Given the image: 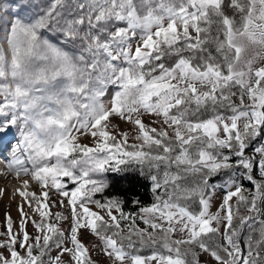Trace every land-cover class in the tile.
<instances>
[{"label": "snow or ice", "instance_id": "snow-or-ice-1", "mask_svg": "<svg viewBox=\"0 0 264 264\" xmlns=\"http://www.w3.org/2000/svg\"><path fill=\"white\" fill-rule=\"evenodd\" d=\"M261 61L264 0H0V131L20 135L7 166L40 189L35 204L18 193L33 216L6 213L0 264H96L82 230L110 264H264ZM110 118L138 134L118 138ZM129 165L160 192L138 213L95 198L108 187L95 176Z\"/></svg>", "mask_w": 264, "mask_h": 264}, {"label": "rangeland", "instance_id": "rangeland-1", "mask_svg": "<svg viewBox=\"0 0 264 264\" xmlns=\"http://www.w3.org/2000/svg\"><path fill=\"white\" fill-rule=\"evenodd\" d=\"M53 42H56L53 40ZM261 63H264V61L258 62L257 66H259ZM113 94V88L109 87L107 90V96L105 97V100H108L111 98ZM110 132L113 135H117L118 138H121L124 134H128L129 136H134L138 134V128L135 125H132L130 122H121L119 118H110ZM147 125L151 127H158V125L151 123L149 120L144 121ZM6 132H9L8 135H10V141H20L19 138V131L18 128L15 126H8L4 130L0 131V145L3 143V140L6 136L4 134ZM90 134H85L81 136L79 133H77V140L80 143L89 144L91 146V140L89 139ZM131 141V140H130ZM13 142V143H14ZM19 143V142H18ZM12 144V143H11ZM10 143L7 144V147L11 145ZM15 145V144H13ZM14 151H16L14 149ZM0 232L5 231V215L10 214L12 219L14 221L20 220V212L18 211L19 205H24V210L28 213V215L31 217L33 216V208L28 207L26 204L24 198H22L18 193L23 192L28 194V198L33 200V204H35L36 197H33L31 195V192L35 191L37 194L40 193V189L36 185L35 177L34 175L29 172L28 174H25L23 171H17L14 167H10L9 169H5L7 167V159L0 155ZM3 161V162H2ZM16 170V171H15ZM95 179H105L108 182V175L107 173H102L94 177ZM74 185H69V188L73 187ZM54 191V190H53ZM219 193L217 194V199L213 203V206L211 208L212 212L217 211V206L220 202L219 200ZM57 198L55 195H53V199ZM96 199L101 200L102 202L111 199L114 197H109L104 195L103 193L96 194ZM150 207V206H148ZM94 211H99L101 215L105 216V219H108L106 212L103 210H99L96 208H93ZM53 212L62 211L66 216L69 215V210L60 208L59 205H57L55 208L52 209ZM139 212V211H138ZM136 212V213H138ZM114 215L118 216V213H113ZM263 219H264V213H263ZM139 223H142L143 226L145 224L143 221L138 220ZM60 226L64 229L69 228V223L66 221H62L60 223ZM27 230L30 233V235H35V229L31 224H28ZM83 236L80 237L82 240V243L90 248V256L93 257L99 264H110V258H108L103 253V242L97 237L96 235L92 234L90 230H82ZM52 255H56L55 252L52 253ZM148 255H151L148 254ZM143 255V256H148ZM66 259V257H65ZM199 260L203 262V264H213L212 259L209 255L201 253L199 255Z\"/></svg>", "mask_w": 264, "mask_h": 264}, {"label": "trees", "instance_id": "trees-1", "mask_svg": "<svg viewBox=\"0 0 264 264\" xmlns=\"http://www.w3.org/2000/svg\"><path fill=\"white\" fill-rule=\"evenodd\" d=\"M130 143L132 141H129ZM255 146V145H253ZM251 151V148L248 150ZM124 168V171H107L108 175V187L103 192L104 195L109 197H114L119 199L123 202V210L126 213H136L139 211L141 207H148L151 206L153 203L156 202V196L160 194V192L154 193L152 191L153 183L150 178V175L156 174L155 172H151L147 166L143 168L141 171V167L139 165H129V166H121ZM222 179L221 176H216L210 181L211 183H216ZM188 183V182H182ZM245 188H252V185L247 182L243 181ZM162 192V190H161ZM137 200L139 201L138 204H133L132 201ZM195 205L193 209L195 210ZM264 208V204L261 205ZM263 219V213L257 218V222H255V226L258 228L259 223L258 220ZM128 226V222H122L121 227L126 230ZM136 226L139 228H145L146 225L143 226L142 223L136 221ZM151 231V229H149ZM248 228L245 226L243 232L241 233V242L243 247V237L248 234ZM137 248H139V244H137ZM199 252V249H196ZM152 252L150 248H143L140 250L141 255H148ZM96 264H99L93 257H91ZM199 259V257H198ZM200 264H203L199 260Z\"/></svg>", "mask_w": 264, "mask_h": 264}, {"label": "bare ground", "instance_id": "bare-ground-1", "mask_svg": "<svg viewBox=\"0 0 264 264\" xmlns=\"http://www.w3.org/2000/svg\"><path fill=\"white\" fill-rule=\"evenodd\" d=\"M9 134V132H6L5 134H4V136H6V135H8ZM18 139H20V136H19V138ZM14 142V141H13ZM12 141H10V135H8V137L6 136L5 137V139L3 140V143L0 145V155L1 156H3L4 158H6L8 161L10 160V159H12V158H14L15 157V155H16V152H17V145H18V142L19 141H15L14 143H13ZM11 144L10 146H8L7 147V144ZM13 144H15V145H13ZM14 149L16 150V151H14ZM1 159V158H0ZM1 160H3V159H1ZM7 161V162H8ZM3 162V161H2ZM10 167H6L5 169H9ZM16 171V170H15Z\"/></svg>", "mask_w": 264, "mask_h": 264}]
</instances>
